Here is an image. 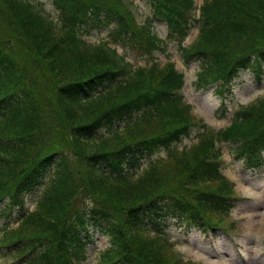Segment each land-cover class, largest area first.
Wrapping results in <instances>:
<instances>
[{
  "label": "trees",
  "instance_id": "1",
  "mask_svg": "<svg viewBox=\"0 0 264 264\" xmlns=\"http://www.w3.org/2000/svg\"><path fill=\"white\" fill-rule=\"evenodd\" d=\"M36 1L0 0L6 254L26 264H81L100 234L111 245L101 264H188L164 237L170 220L189 230L236 227L226 224L234 182L216 134L203 131L197 143L174 150L196 124L183 100L184 73L173 62L128 68L125 56L119 67L110 47L90 46L82 35L106 31L125 55L176 45L199 63L198 84L223 93L242 71L264 80V0H205L199 18L195 0H147L153 14L142 22L122 0H51L57 26ZM194 27L198 35L186 49ZM142 119L150 131L139 128ZM216 137L236 144L231 153L245 167L261 169L264 99L238 111ZM161 150L172 160H147ZM33 194L37 207L26 214ZM10 218L19 219L17 227Z\"/></svg>",
  "mask_w": 264,
  "mask_h": 264
},
{
  "label": "rangeland",
  "instance_id": "2",
  "mask_svg": "<svg viewBox=\"0 0 264 264\" xmlns=\"http://www.w3.org/2000/svg\"><path fill=\"white\" fill-rule=\"evenodd\" d=\"M124 5L128 4L137 20L142 22L153 14L147 0H122ZM198 5L203 4L205 0H195ZM37 7L46 13H50L51 20L54 24L59 23L57 20V12L51 0H38ZM201 13V12H200ZM199 14V12H198ZM1 18V17H0ZM198 18V16H197ZM156 31L161 37L166 35L164 25L158 24ZM106 31H93L88 35H82V38L89 43L90 46L103 45L105 43L110 48L111 60L118 63L120 67L122 56H125V64L128 68L133 69L152 67H164L166 63L173 62L175 68L184 73L185 85L182 89L185 104L190 106L189 112L198 127L192 130L191 136L183 140L175 149L182 150L184 147L191 145L194 141L197 143V136L203 131L209 134H216L229 126L233 116L240 110L250 107L264 99V80L258 83L257 78L251 71H242L238 77L231 78L228 83V90L224 95L218 92V85H200L197 76L200 73L199 63L195 59L187 62L186 50L174 45L173 48L158 51L152 56H144L138 54V51H123L119 44H115L107 35ZM198 35V28L194 27L191 34L182 44V47L188 49ZM237 44H242L238 42ZM157 56V57H156ZM126 73L124 75V78ZM123 78V77H122ZM233 80V81H232ZM143 118V116H137ZM136 117V118H137ZM134 120V119H133ZM148 122L142 119L139 128H148ZM128 124H122L121 128ZM151 129L148 128L147 131ZM236 144L227 140L220 142L224 159L227 162L225 175L235 183L234 187V209L232 210V220L236 223L233 229L238 231L235 241L231 239V233L226 234V228H220L217 237L214 240L205 236L200 230L186 231L176 222L170 220L164 237L173 247L174 256L180 254L181 261L188 264H264V168L260 171L245 169L243 173V162L232 158L231 148ZM185 149V148H184ZM169 151L161 150L158 154L147 160L165 158L166 162L172 160V157L166 158ZM146 160V161H147ZM144 164L136 171L139 173L146 166ZM156 161V160H155ZM242 168V169H241ZM40 192H38L39 194ZM38 197L36 194L26 197L24 206L28 203V212H32L37 207ZM17 215H19V208ZM19 219L15 221L10 218L9 226L13 228L19 224ZM6 222L0 220V264H26L25 260L18 262L13 252H9L8 248H3L6 243L3 240V227ZM230 229V228H229ZM109 248H111L109 240L102 236L96 235L95 242H91L88 247L87 259L81 264H101V256ZM245 254L246 259L239 258L237 253ZM6 254V255H5Z\"/></svg>",
  "mask_w": 264,
  "mask_h": 264
}]
</instances>
